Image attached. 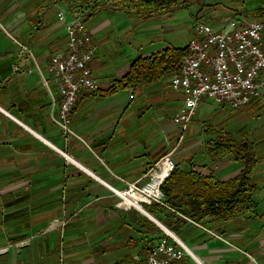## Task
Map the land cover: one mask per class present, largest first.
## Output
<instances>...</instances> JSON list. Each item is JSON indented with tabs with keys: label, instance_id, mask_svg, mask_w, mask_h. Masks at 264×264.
Returning a JSON list of instances; mask_svg holds the SVG:
<instances>
[{
	"label": "crops",
	"instance_id": "obj_1",
	"mask_svg": "<svg viewBox=\"0 0 264 264\" xmlns=\"http://www.w3.org/2000/svg\"><path fill=\"white\" fill-rule=\"evenodd\" d=\"M250 1L252 9L255 0ZM60 8L71 17L67 0H0V264H62V258L64 264L136 263L134 255L145 257L148 241L167 231L147 212L120 203L114 188H125V180L145 182L172 148L178 149L176 161L182 166L232 178L245 163L214 149L230 136L257 160L254 211L198 220L214 234L167 208L181 219L177 230L168 232L189 247L200 261L194 264H264V98L235 108L203 97L184 126L174 120L187 95L172 87L175 71L108 92L135 57L187 45L195 31L180 43L179 8L169 9L167 18L163 13L151 17L167 25L161 37L145 29L134 33L127 16L140 21L137 15L98 7L87 24L100 87L80 92L72 111L75 133L65 136L53 119L61 92L49 70L53 52L68 39ZM192 11L198 12L194 27L202 11ZM219 11L201 18L208 21ZM240 12L242 20L264 21V12L250 17L248 11L249 19ZM19 42L32 52L19 54ZM218 112L217 122L213 116ZM151 220L163 231L149 232Z\"/></svg>",
	"mask_w": 264,
	"mask_h": 264
},
{
	"label": "built area",
	"instance_id": "obj_2",
	"mask_svg": "<svg viewBox=\"0 0 264 264\" xmlns=\"http://www.w3.org/2000/svg\"><path fill=\"white\" fill-rule=\"evenodd\" d=\"M69 2L72 5L70 18L67 17L65 10L60 8L58 11V17L64 21L66 27L67 44L53 52L49 63L51 79L58 84L61 92L60 102L58 104L54 102L53 119L65 136L75 133L72 126V111L80 92L87 88L97 90L100 87L91 66L96 46L87 24L86 8L78 4L74 5V1ZM194 29L195 34L189 40L188 51L171 77L172 87L187 94L174 116L177 123L187 125L203 97H209L235 108L246 105L254 99L264 98V21H241L230 18L226 26L215 27L208 21L197 18ZM19 43L22 47L19 54H24L25 51L32 52L29 46ZM164 161L169 164L167 176L176 163L169 154L159 160L148 172L147 177L150 176L151 180L143 183L125 180V188L115 187V191L121 197L120 203L133 193H138L142 197L138 199V204L161 203L178 213L187 222L217 234L215 230L168 203L161 188L166 176L158 183V193L149 192L148 187L156 179V172ZM195 169L206 173L202 167L195 166ZM123 205L128 208H139L136 203ZM134 258L136 263L131 264L200 262L183 240L169 232H164L154 241H148L145 257L137 253Z\"/></svg>",
	"mask_w": 264,
	"mask_h": 264
},
{
	"label": "trees",
	"instance_id": "obj_3",
	"mask_svg": "<svg viewBox=\"0 0 264 264\" xmlns=\"http://www.w3.org/2000/svg\"><path fill=\"white\" fill-rule=\"evenodd\" d=\"M67 1L68 3L69 1H74L75 5L81 0ZM94 1L87 18L93 10L105 6H112L115 9L126 10L130 14L150 18L155 16V14L166 12L174 7L180 9L189 8L191 5L192 7L200 5V0ZM221 3L225 4L224 0H220L217 6H214L216 7L215 9L221 10ZM70 8H72V5H70ZM248 11L250 12V17L253 16V13L258 17V13L262 14L264 12V7L249 8ZM235 14V19L242 21V14L239 9L235 11ZM187 51L188 44L181 46L169 45L149 55H139L133 59L128 72L121 79L116 80L107 91L114 92L125 89L139 82H153L172 74L181 64L182 58ZM214 149L220 153L221 157L228 155L234 160L243 161L245 167L236 176L221 180L213 174L204 175L195 171L192 167L182 166L176 161L174 168L161 185L168 203L190 217L202 221H209L215 218H231L238 214L254 211L257 204L254 199L256 183L252 178V173L257 160L248 154L246 148L240 142L235 141L232 136L215 143ZM144 206L152 214L164 221L171 229L177 230L178 222L180 223L181 219L175 213L169 211L165 205L158 202H146ZM161 214H165L166 218H162ZM151 221L148 231H159L158 225ZM152 239L149 242L154 241Z\"/></svg>",
	"mask_w": 264,
	"mask_h": 264
},
{
	"label": "rangeland",
	"instance_id": "obj_4",
	"mask_svg": "<svg viewBox=\"0 0 264 264\" xmlns=\"http://www.w3.org/2000/svg\"><path fill=\"white\" fill-rule=\"evenodd\" d=\"M219 1L220 0H200L199 1L200 5H197V6L194 5L193 9L197 8V11H198V9H199V12L202 11V16L206 17V19H207V12L212 11V10L214 11V9L216 8L214 6H217ZM94 2H95L94 0H81L78 2V6L86 8V12L88 15L90 13L93 5H94ZM224 2H225V4H222V3L220 4L221 10L217 14L214 13L212 16V19L208 20V22L210 24H212L215 27H218L220 25L226 26V22L231 17L236 16L235 11L237 10L238 6L237 5L233 6V5L235 3L238 4L241 2H243V4L239 7V10L244 12L246 14L245 16H247V18L249 19L246 12H247V10H249L250 4H252V2L250 0H224ZM253 4H254V9L261 8L260 6H264V0H255L253 2ZM69 5H71L70 2H69ZM223 7H224V9H223ZM187 8H180L179 9L180 10L179 16H177V18L180 19L179 29H180L181 36L179 33V39H180L181 44L184 43L183 41H185L186 39H188V38L190 39L191 34H193V32L195 31L194 27L191 24V21L193 20V15L198 14V12L196 13V11H192L193 10L192 5L189 7L190 10H189V8L188 9ZM224 10H226V11H224ZM167 13H168L167 11L166 12L163 11V15L164 14L166 15ZM165 15H164V17L167 18V15L166 16ZM202 16H200V18ZM127 18L129 20V22L132 23L133 30L145 29V32L154 33L155 34L154 36L159 35L161 37L163 36L164 32H167V30H165V31L161 30L162 27H167L166 24L162 23L163 24L162 26L161 25L159 26L158 24H156L157 22L159 23V20L163 21L162 19H151V17H150L149 18L150 20H149L148 18H144V17L139 16V15L136 16V18L140 21H136L135 17L131 18V16H127ZM135 25H137L138 27ZM141 25H143V26H141ZM136 30L134 31V33L136 32ZM170 32L171 31H168L169 35H171ZM213 118H214V120H216L218 122L220 120V112L214 114ZM214 120L211 119V123ZM177 151H178L177 148L176 149L172 148L170 150V152L168 153L169 155H171V157L174 159V161H176V159H177V157H176ZM147 180H151L150 176L147 177ZM161 231H163V229L160 227L159 232H161Z\"/></svg>",
	"mask_w": 264,
	"mask_h": 264
},
{
	"label": "bare ground",
	"instance_id": "obj_5",
	"mask_svg": "<svg viewBox=\"0 0 264 264\" xmlns=\"http://www.w3.org/2000/svg\"><path fill=\"white\" fill-rule=\"evenodd\" d=\"M169 169V164L167 161H164L161 163L160 169L156 172V179L151 182L150 187H148V190L150 193H158V183L159 181L166 176L167 172ZM114 188V187H113ZM115 190V189H114ZM142 198L140 194L138 193H133L130 197H127L125 201L123 202L124 204H129V203H136V205L143 210L144 212H147L144 208V205L138 204V199ZM170 231V230H169ZM174 233L173 231H171ZM176 235V234H175ZM177 237V236H176ZM192 252V251H191Z\"/></svg>",
	"mask_w": 264,
	"mask_h": 264
},
{
	"label": "water",
	"instance_id": "obj_6",
	"mask_svg": "<svg viewBox=\"0 0 264 264\" xmlns=\"http://www.w3.org/2000/svg\"><path fill=\"white\" fill-rule=\"evenodd\" d=\"M142 205V204H141ZM145 210L147 211V213L149 214V216L157 223L159 224L161 227H163L167 232L168 230L173 231L170 227H168L165 223H163L160 219H158L155 215H153L151 212H149L146 208ZM170 233V232H169ZM174 235V234H173Z\"/></svg>",
	"mask_w": 264,
	"mask_h": 264
}]
</instances>
